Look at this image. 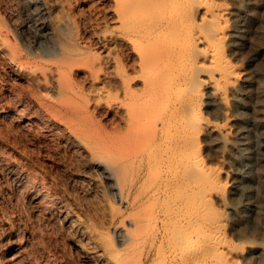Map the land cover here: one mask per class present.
Masks as SVG:
<instances>
[{
    "label": "rangeland",
    "instance_id": "374dc122",
    "mask_svg": "<svg viewBox=\"0 0 264 264\" xmlns=\"http://www.w3.org/2000/svg\"><path fill=\"white\" fill-rule=\"evenodd\" d=\"M241 2L260 23V36L254 34L241 53L231 55L243 64L256 44L264 43V0ZM114 4V0H0V36L6 40L0 44V264H112V249L126 256L124 264H137L148 245L142 252L139 245L133 248L119 228L134 230L136 222L141 224L139 232L150 244L157 231L176 221L164 216L172 198L161 190L168 172L177 166L161 136L139 154L133 152L139 147L127 125V107L120 104L123 88L118 80L121 72L136 76L133 88L141 89L140 72L133 67L137 47L122 39L121 27L116 28ZM257 63L262 71L264 56ZM51 68L57 71L54 80L46 74ZM58 68H63V75ZM242 87L236 109L249 118L254 113L252 86L245 82ZM260 87L264 88L261 78ZM260 101L264 104V95ZM47 102L76 106L85 134L68 139L65 123L44 108ZM202 110L210 121L226 120L218 102L204 103ZM229 138L228 132L213 131L201 141L208 165H235L236 152L226 143ZM112 161L118 167L114 174L108 168ZM263 168L260 164V170L252 172L254 192L245 215L226 212L223 202L214 199L215 207L229 218L226 242L238 253L233 258L221 251L220 261L263 260ZM221 178L227 181L230 175ZM178 224L180 230H193L188 221ZM169 230L162 250L154 240L148 264H212L207 255L175 262L170 246L175 231ZM247 244L254 248L245 249Z\"/></svg>",
    "mask_w": 264,
    "mask_h": 264
},
{
    "label": "bare ground",
    "instance_id": "6f19581e",
    "mask_svg": "<svg viewBox=\"0 0 264 264\" xmlns=\"http://www.w3.org/2000/svg\"><path fill=\"white\" fill-rule=\"evenodd\" d=\"M114 2L117 5L113 10V22L119 25L116 28L121 27L122 39L137 47L133 51L138 61L137 66L133 67L140 72L141 89L133 88L136 76L121 72V82L118 80L123 88L120 104L127 107V125L134 145L139 147V151L133 152L139 154L160 135L170 153L169 159L177 166L168 172L161 190L172 198L164 216H173L177 222L163 226L164 229L150 238V244L148 237L141 236V224L137 222L134 230L124 226L119 228L122 229L121 235L129 240L133 248L139 245L141 252L148 245L137 264H148L154 240L157 250L160 247L162 250L165 233L169 229L175 231V237L170 242L175 262L179 258L192 257L196 260L207 255L212 264H228L227 261L218 260L219 252L224 251L233 258L238 253L231 251L226 242L225 230L229 218L215 207L214 199L223 202L226 212L245 215L250 210L254 192L252 172L255 174L260 170V164H264V104L260 101V96L264 95V88L260 87V78L264 81V69L261 71L257 63L264 56V43L256 44L248 58L243 59V64L231 58V55L241 53L254 34L260 36L258 15L245 9L241 0H231V3L225 0ZM4 39L3 43L6 42ZM63 49L68 50L67 47ZM57 52L63 50L58 48ZM66 56L65 60L69 58V55ZM62 69H57L60 70L59 74L65 72ZM55 73L57 71L53 68L46 72L52 80ZM245 82L252 86L253 91L254 113L249 118L236 109L241 105ZM212 101L218 102L226 112L223 123L210 121L203 116V104H211ZM63 105L60 107L47 102L44 108L65 123L68 139H80L85 131L77 121V108L72 104ZM181 111H185L186 116L180 114ZM51 112L48 115L51 116ZM213 131L230 134L226 143L236 152V163L232 168L224 162L220 165L205 162L201 141ZM108 168L110 174L118 172L116 162L108 163ZM185 171L191 175H186ZM224 173L230 175L229 180H222ZM172 181H181L182 185L173 184ZM179 221L190 222L193 230H180L183 228H178ZM253 248L250 244L245 245L247 250ZM112 250L108 255L109 258L113 255L112 264H124L126 256H118L116 250ZM206 250L209 251L204 254Z\"/></svg>",
    "mask_w": 264,
    "mask_h": 264
}]
</instances>
